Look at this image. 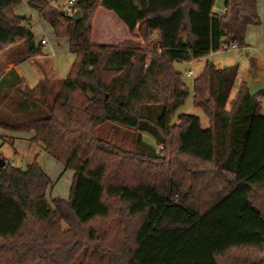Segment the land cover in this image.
I'll return each mask as SVG.
<instances>
[{
  "label": "trees",
  "instance_id": "obj_1",
  "mask_svg": "<svg viewBox=\"0 0 264 264\" xmlns=\"http://www.w3.org/2000/svg\"><path fill=\"white\" fill-rule=\"evenodd\" d=\"M76 1L79 21L27 0L69 39L74 61L60 87L40 81L37 100L15 69L0 80L3 98L19 92L18 109L34 111L16 122L0 115V127L35 131L33 142L74 171L70 197L50 202L40 162L21 167L0 152V264H71L83 248L110 264H264V89L238 83V64L208 61L192 91L210 126L186 112L172 122L191 94L175 62L223 43L245 48L247 27L262 22L258 0H225L222 17L217 0ZM21 4L0 0V53L24 42L27 58L39 57L31 23L15 13ZM110 13L132 38L117 34ZM154 32L161 52L135 40ZM107 122L134 130L131 149L97 135Z\"/></svg>",
  "mask_w": 264,
  "mask_h": 264
},
{
  "label": "rangeland",
  "instance_id": "obj_2",
  "mask_svg": "<svg viewBox=\"0 0 264 264\" xmlns=\"http://www.w3.org/2000/svg\"><path fill=\"white\" fill-rule=\"evenodd\" d=\"M225 0H217V4L221 5ZM52 5H56L62 10H65L67 7V0H49ZM23 3H26V0L23 1ZM22 3V4H23ZM21 4V5H22ZM20 5V6H21ZM264 12V10H261ZM113 26L116 25L115 31L120 36H124V40L132 38L131 35L127 33L126 26H121L119 22L112 18ZM33 24V30L36 34V43L41 44L42 48L47 52L46 55H40L39 57H34L32 61L25 62L22 65V71L25 72L27 76V80L25 78L20 77L23 82L28 85L29 87L35 88V92L33 93V99L40 100L43 98L44 92L42 89L37 88L36 79V69L37 71H44L47 75L52 74L53 72L56 75V78L53 76H46L43 77L40 81L47 80L52 84V88L54 91H56L60 85L61 80L68 77L71 68L72 63L74 61V55L70 52L68 49V42L66 38H59L54 34V32L51 30V26L47 21H44L43 19H34ZM27 23V22H26ZM120 24V25H119ZM101 34V32H99ZM128 34V35H127ZM45 38L46 43L42 44L41 39ZM137 42L143 45L146 49L150 50L151 48H159L157 47L156 41L158 40V34H152L149 38V40H143L142 38H135ZM37 45V44H36ZM37 45V46H38ZM16 50L18 52V55L16 57V61H24L25 58H27L28 50L26 48V45L24 42L15 43L13 45H9L8 47L4 48L3 52L0 54H3L2 59L7 61L12 56V51ZM238 50H229V51H219V54L215 56V58H218L221 62L224 64L227 63H239L238 60ZM5 55V56H4ZM151 55H148L147 63H149ZM240 59L242 58L239 56ZM245 57V55H244ZM205 59H199L198 61H193V64L191 65L189 62L186 61H176L175 67L176 69L182 73L181 78L185 81L187 86L190 89V93L192 92V84L195 80L196 76L200 74L199 70L203 67L205 64ZM9 68V67H8ZM7 69V68H6ZM5 69L0 70V77L4 74L3 77L6 76V72L3 71ZM193 70L194 76H188L187 72ZM2 77V78H3ZM9 77V75L7 76ZM1 78V79H2ZM30 83V85H29ZM24 91V89H23ZM232 90V97L236 96V93ZM25 92V91H24ZM11 99L3 98V91L0 90V115L1 119L8 122H16V121H23L28 118H32V115L34 111L28 110L25 113L18 109L17 103L22 102V99L26 96L19 93V92H13L11 93ZM192 98V93L187 98L186 102L183 104V107L180 108V110L176 113L175 117L173 118L172 122H177V117L183 113L184 109L187 108L190 105ZM262 112H264V96L260 98ZM227 108L229 106L227 105ZM195 114L198 116H201L202 119V125L203 127H207L208 121L207 117L202 111V109H195ZM3 135V134H2ZM0 134V152L5 157L6 161L9 162L12 159H14L19 165L25 166L27 163V154L25 153H16L13 146L9 145L8 143L4 144L3 136ZM97 135L103 139H109L112 143L122 146L125 149H131L133 147V139H134V130L127 129L125 127H120L117 125H113L111 123H105L104 126L100 127L97 131ZM143 138L146 142L150 144L156 145L157 152H160L163 148V144H158L155 142L154 138H152L149 134L143 133ZM49 156V155H47ZM50 160L53 161V163H49L48 161L44 160L42 158V163L45 166V170L53 180L51 187L48 189V200L51 202L52 199L58 197L59 195H64L70 193V189L74 180V171L70 168H67L62 162L59 160H55L53 157H50ZM39 161V160H38ZM71 264H110V255L97 252L95 250L88 251L86 248H83L78 254L76 259Z\"/></svg>",
  "mask_w": 264,
  "mask_h": 264
},
{
  "label": "crops",
  "instance_id": "obj_3",
  "mask_svg": "<svg viewBox=\"0 0 264 264\" xmlns=\"http://www.w3.org/2000/svg\"><path fill=\"white\" fill-rule=\"evenodd\" d=\"M223 7H225V1L221 5H218L216 2L215 9H220ZM257 8H258V12L261 16L262 22L260 23V25H249L247 27L248 28L247 32H246V44H247V46L241 50L243 52H238L239 63H237L239 65V71L237 74L238 83L243 82V81L246 82V80L249 78V75L251 74L253 76V83H252V85H248V86H249L250 92H252L253 94L258 93L262 89H264V12L261 11V10H264V0H258ZM15 13L18 16H21V17L24 16L26 19L29 20V22L31 23V26H32V32L36 38V34L34 33V30H33V24L35 22L34 19L37 18V19H43L44 21H46L44 18H42L40 16L39 11L30 7L29 3L26 0V3H23L21 6H19L15 9ZM110 15L112 17H114V19H116V21L119 22L121 24V26H124L123 22L119 18H117V16H115L113 13H110ZM26 22H25V24H27ZM51 30L53 31L52 27H51ZM41 41H42V39H41ZM67 42H68L67 46L69 49V46H70L69 39H67ZM36 44L38 45V43H36ZM42 50H43L42 55L43 54L46 55L47 52H45V50L43 48H42ZM3 54H0V70L5 69L3 71H5L7 73L9 70L15 69L20 77L25 78L27 80V76H26L25 72L22 71V65L25 62L32 61L33 58H25L24 61H16L15 59L18 55V52L16 50H13L12 56L7 61H5L4 59H2ZM217 54H219V50L215 51L213 54H209L207 56L200 57L196 60H193V61H198L199 59L206 58L205 64L203 65L202 68L199 69V70H201L200 73L203 71V69L205 68L208 61L214 62L216 64V66L219 68H225V67H228L230 65L236 64V63H231V62L224 64L223 62L218 60V58H215V56ZM244 55H245V57H244ZM239 56H242V58L240 59ZM193 61H191L189 63L192 65ZM36 74H37L36 86L40 83V80L43 79V77L53 76L56 78V75L54 72L52 74L50 73L47 75L44 71H37V69H36ZM3 76H4V74L0 77V80ZM192 76H194V72H193ZM197 77L198 76H196V78ZM27 82H28V80H27ZM29 85H30V83H29ZM233 92H235V89ZM191 93H192V98H191L190 105L184 109L183 113L186 112V113L195 114V112H194L195 109H198V110L201 109V108H197L194 106L193 99H194L195 94L193 93V91ZM260 98L261 97H259L258 100L261 102ZM202 111L204 112L203 109H202ZM262 113H264V112H262ZM204 114L206 115L207 121L209 124L210 123L209 118L205 112H204ZM195 115H197V114H195ZM199 117L201 119V116H199ZM201 125H202V119H201ZM209 126H210V124L207 127H209ZM207 127H205V128H207ZM0 134L1 135L3 134L2 136H3L4 144L8 143L9 145L13 146L16 153L20 154L22 152V153L27 154V157H28V158H26L27 163L29 161H34V160L38 161L39 160L38 162H40V164L42 165L45 172H46L45 166L41 161L42 158H44V160L48 161L49 163H53V161L50 160V158H49L50 155L45 151V145L43 143L33 142L32 139L35 137V131L20 132V131L11 130V129L7 130L5 128L0 127ZM47 155H49V156H47ZM50 157H52V156H50ZM9 162H13L15 165L21 166V167H25L27 165V163L25 164V166L19 165L14 159H12L11 161L9 160ZM46 174H47V172H46ZM51 180H52V178H51ZM52 182H53V180H52ZM70 194H71V192L68 194L59 195L56 198L62 197V198L68 199L70 197Z\"/></svg>",
  "mask_w": 264,
  "mask_h": 264
},
{
  "label": "built area",
  "instance_id": "obj_4",
  "mask_svg": "<svg viewBox=\"0 0 264 264\" xmlns=\"http://www.w3.org/2000/svg\"><path fill=\"white\" fill-rule=\"evenodd\" d=\"M25 1V0H22V2ZM68 4H67V7L66 9L64 10V13L67 14V15H72L74 14L76 11H77V8H76V4H77V1L76 0H67ZM213 11L215 13H219V15L222 17L226 14V12L228 11L227 7H223V8H220V9H215V6L213 7ZM153 34H156V32H154ZM46 39L43 38L41 43L44 44L46 43ZM229 50H238V51H241L242 48L235 42H231V43H223L222 46L220 47L219 51H229ZM215 51H212L210 54H213ZM242 57V56H241ZM188 76H192L193 75V71H189L187 73Z\"/></svg>",
  "mask_w": 264,
  "mask_h": 264
},
{
  "label": "water",
  "instance_id": "obj_5",
  "mask_svg": "<svg viewBox=\"0 0 264 264\" xmlns=\"http://www.w3.org/2000/svg\"><path fill=\"white\" fill-rule=\"evenodd\" d=\"M75 20L79 21L82 17H81V12L79 10H77L74 14L71 15ZM248 85H252L253 83V76L250 74L249 78L246 80ZM0 164L2 166H5L7 164V162L3 159L0 158Z\"/></svg>",
  "mask_w": 264,
  "mask_h": 264
}]
</instances>
